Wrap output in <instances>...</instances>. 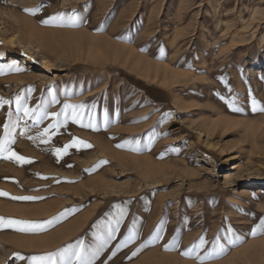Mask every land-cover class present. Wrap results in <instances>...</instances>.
Here are the masks:
<instances>
[{"label": "rangeland", "instance_id": "obj_1", "mask_svg": "<svg viewBox=\"0 0 264 264\" xmlns=\"http://www.w3.org/2000/svg\"><path fill=\"white\" fill-rule=\"evenodd\" d=\"M60 12L62 22L41 23ZM0 65V97L12 101L0 107V136L8 123L11 149L32 161L0 152V217L42 225L0 228V264L99 244L120 208V231L94 264H264V229L251 231L264 218V111L251 104L264 107V0H0ZM17 95L48 113L87 107L81 123L69 109L67 121L37 124L16 112ZM73 140L91 147L58 157ZM21 196L40 199H12ZM202 235L209 243L185 255Z\"/></svg>", "mask_w": 264, "mask_h": 264}, {"label": "snow or ice", "instance_id": "obj_2", "mask_svg": "<svg viewBox=\"0 0 264 264\" xmlns=\"http://www.w3.org/2000/svg\"><path fill=\"white\" fill-rule=\"evenodd\" d=\"M25 12L29 13H36L40 11V6H37L36 8H25ZM65 16V13L60 12L55 14L54 16L49 17L48 19L42 20L41 23L43 24H49L50 22H56V21H63V18ZM79 18L75 15L72 14L68 17V25L69 26H78L79 24ZM8 70L9 71H16L19 72L21 69L17 66L14 65H8ZM4 69L5 65H0V74H4ZM221 81L227 86V80L224 77H220ZM230 91V89H229ZM221 99H225L226 102L228 103V107L232 108L234 111H240L239 108L234 107V102L232 100H227L225 97H221ZM15 102H16V112L19 114L21 111L23 112V117L26 118H31L34 122L37 124L46 118L48 115H51L52 117H58L61 114H64L65 121L69 118V113L68 110L71 109V118L76 122V123H81L84 113L81 112V109L86 108L85 103H79V104H71V103H64L63 107L61 108L60 112H52L48 113L46 110H41V108L38 106L37 108H30L28 106L22 105V97L20 95H17L15 97ZM12 103L11 100H6L2 97H0V107H2L5 104L10 105ZM252 104V111H264V107H257L259 102L255 99L252 98L251 100ZM92 107H95V104L92 105ZM9 115L11 113L9 112ZM88 119L89 123L86 125L87 127L94 128L96 125L94 123V118L91 113H88ZM107 119H108V112L105 110V123L107 124ZM59 122L55 125H49L48 128H45L43 132H38L37 137L41 138V142L43 143H48L49 140L51 139V135H55V132H52L50 135V129L51 128H57ZM11 135V130H10V125L8 123L4 124V135L0 136V152H9V159H15L19 163H31L30 158H26L24 156L18 155L14 150L11 149L10 145L14 142L12 139H10ZM43 137H48V139H43ZM36 137H29V139H35ZM77 144L84 145L86 147H91L90 144H88L85 141H77L73 140L70 144H66L63 148H55L54 151L57 154V156H61L63 154L67 153V149L69 147L76 146ZM123 145L118 144L117 147H122ZM106 163V161L104 162ZM39 175V174H38ZM0 195L7 196L8 193H5L3 191H0ZM12 199H17V200H35V199H40V197H33V196H21V197H12ZM119 207V206H117ZM127 215V209L120 208L119 214L113 218V221L110 222L107 225V233L101 238V241L99 244L93 245L91 247L86 246L83 241H80L78 245L74 248L73 245H68L67 247L60 248L58 251L55 252H49L41 256H30L29 260L33 262H38V264H94L96 259L100 256V253L104 250V248L107 246V244L116 239V233L120 231V226L124 221V217ZM18 225H23V227H20L18 230L19 231H36L39 230L42 225L38 222H32V221H24V220H15V219H8L5 221V218L0 217V228L3 227H13V226H18ZM133 227H135V223H133ZM163 228V221L157 226L156 230L154 233L151 235L152 241H156L159 239H162L161 231ZM258 229H264V218H261V221L259 224H257L254 228H252V234L256 235ZM129 235L125 237L124 240H122L119 244L116 245V251H118L120 248L126 246L127 243L131 242L134 239V235L132 233V229L130 228L129 230ZM231 231V229H229ZM138 234V233H137ZM221 239V237L217 236L214 238L211 243L213 245L212 251H219L222 250V245H219L218 242ZM178 239L173 238L172 241L169 242V244L165 245V248H169L171 244H177ZM209 241L205 239V237L202 235L196 243H194L190 249H188L184 254L188 255L192 251H196L200 248H203L206 244H208ZM146 245L141 244L139 248L136 249V251L132 252V256H135L137 252H139L142 248H144ZM116 251L112 252V256H115ZM212 251L208 252L207 255H211ZM14 255H19V254H14ZM57 257L59 259H57ZM23 259V257H20ZM197 258L199 260H204V256H200L198 251H197ZM111 259V257H109Z\"/></svg>", "mask_w": 264, "mask_h": 264}, {"label": "bare ground", "instance_id": "obj_3", "mask_svg": "<svg viewBox=\"0 0 264 264\" xmlns=\"http://www.w3.org/2000/svg\"><path fill=\"white\" fill-rule=\"evenodd\" d=\"M227 24V23H226ZM245 27V26H244ZM226 29V28H225ZM34 32V31H33ZM232 39H233V36H232ZM238 40H240V39H238ZM14 41V37L13 36H11V37H9V42H13ZM39 45H41V44H39ZM163 69V68H162ZM164 70V69H163ZM165 71V70H164ZM169 71V70H168ZM167 70L164 72V77L166 78V77H169V76H172V75H174L173 74V72H168ZM171 71V70H170ZM219 119V118H218ZM217 119V120H218ZM220 121V120H219ZM216 123H218V121L216 122ZM215 123V124H216ZM213 124V123H212ZM214 125V124H213ZM256 129V128H255ZM42 204V203H41ZM6 236V235H5ZM5 236H3V237H5ZM9 237H11V236H9ZM13 237V236H12ZM3 239V238H2ZM7 240V239H6ZM5 240V241H6ZM22 240H14V238L12 239V238H10L9 240H7L6 242H9V243H13L14 245H17V247L19 246V248H21L20 246H24L25 245V243H23V242H21ZM5 246V245H4ZM9 246V245H8ZM13 246V245H12ZM11 247V246H10ZM15 247V246H14ZM230 262V261H229Z\"/></svg>", "mask_w": 264, "mask_h": 264}]
</instances>
